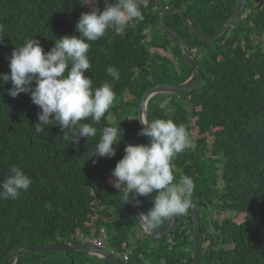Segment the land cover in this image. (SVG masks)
I'll list each match as a JSON object with an SVG mask.
<instances>
[{"label":"trees","instance_id":"obj_1","mask_svg":"<svg viewBox=\"0 0 264 264\" xmlns=\"http://www.w3.org/2000/svg\"><path fill=\"white\" fill-rule=\"evenodd\" d=\"M236 2L149 0L148 7L142 8L144 20L135 27L121 34L108 29L101 39L90 42L92 67L85 75L92 78L94 87L112 83L116 99L100 123L93 125L96 136L80 137L78 144L73 142L72 132L61 130L58 124L42 125L43 131L37 133L41 110L31 102L30 94L9 95L10 80L0 86V180L8 176L3 172L15 165L33 181L18 199H0V264L12 251L29 244H48L74 233L91 237L101 228L107 232L112 251L120 253L133 246L129 263H192L190 211L169 234L173 243L166 237L152 243L148 236L130 244L138 221L133 204L124 203L123 192L110 185L114 179L111 170L123 157L126 144L144 142L135 133V123L125 120L129 106L118 107L116 101L127 90L136 112L148 89L161 84L176 86L190 77L180 49L157 28L167 8L181 9L202 33L214 36L233 14ZM96 7L103 10V0H97ZM90 10L86 0H0L4 26L0 74L10 73L11 53L26 39L38 40L47 52L56 39L78 35L75 24ZM165 21L186 44L196 68L204 69L201 83L178 94L157 96L148 107L151 120L170 118L184 124L196 145L172 163L176 181L186 175L195 183L191 202H197L202 212L200 264H264V47L253 43L256 37L264 40V4L246 0L237 22L213 46L197 40L178 15ZM108 66L119 69V81L107 75ZM109 116V126L119 122L123 130L121 141L114 146L115 156H95L93 149ZM207 136L214 139L210 145ZM2 145L25 149L22 154L9 153ZM221 180L224 186L219 188ZM139 201L143 212L152 207L150 197L140 196ZM211 212L228 217L219 222ZM240 214L244 219L237 223L232 217ZM168 219L155 229L160 230ZM89 262L90 257L75 252H27L16 264Z\"/></svg>","mask_w":264,"mask_h":264},{"label":"clouds","instance_id":"obj_2","mask_svg":"<svg viewBox=\"0 0 264 264\" xmlns=\"http://www.w3.org/2000/svg\"><path fill=\"white\" fill-rule=\"evenodd\" d=\"M96 3L97 0H86V4L91 5V10L82 13L76 22L75 32L78 35L56 39L54 46L47 52L44 51L38 40L26 39L22 46L15 47L11 53L9 58L10 73L0 74V86L9 80L12 83V88L8 90L9 95L16 97L20 93H28L31 102L41 110L38 113L40 123L35 125L37 133L43 131L42 125L58 124L61 130H70L73 134V142L78 144L80 137L96 136L97 128L93 125L99 124L114 105L116 93L112 83L105 81L94 87L92 78L85 75V72L92 67L88 58L90 42L101 39L107 34L108 29L114 30L116 34H121L129 27H135L144 20L142 8L148 7L149 0H103V10L96 7ZM170 9L175 8H167L166 11ZM2 24L0 22V33L4 32ZM3 37L0 35V41L3 40ZM3 46L4 44L0 43V50ZM3 51L4 49L0 53ZM197 70L200 73L204 71L202 68ZM106 73L114 81H119V69L115 66H108ZM116 105L118 107L120 105L129 106L130 114L125 120L131 125H133L132 121L135 123L138 128L135 133L144 144H126L123 157L111 170V176L114 179L110 185L118 192H123L124 203L139 206L140 201L136 199L137 195L150 197L152 207L137 216L150 228H155L163 220L174 215L186 214L191 205L195 183L191 177L186 175H181L176 181L172 162L180 153L196 147L187 128L184 124H177L170 118L151 120L148 108L147 116L142 114L139 117L138 106L135 112L127 90H124L122 99L117 100ZM110 122L111 117L109 116L106 120L108 126L103 128L99 142L93 149L95 156L110 158L116 154L114 146L121 141L123 130L119 127V122L115 126H109ZM64 137L67 138V135L65 134ZM211 138L213 139V137ZM2 147L9 153L22 154L25 149L5 145ZM3 174L8 176L0 180V199L16 200L23 192H27L33 183L31 177L15 165L9 166ZM96 234L97 238L105 237L106 247L101 249L108 251V254L113 256L105 229L101 228ZM77 236L74 233L71 236L56 237L54 242L48 244L60 246L68 243L69 246L86 247L84 237L80 235L83 240L79 241ZM30 245L41 244L27 246ZM121 261H128V258ZM16 263L11 260L9 264Z\"/></svg>","mask_w":264,"mask_h":264},{"label":"water","instance_id":"obj_3","mask_svg":"<svg viewBox=\"0 0 264 264\" xmlns=\"http://www.w3.org/2000/svg\"><path fill=\"white\" fill-rule=\"evenodd\" d=\"M246 0H237L236 6L234 9L233 14L225 21L223 26L217 32L215 36H208L202 33L197 27H195L188 18H186L181 9H170L164 13H162L156 23L157 28L165 34L181 51V55L185 62L188 64L192 74L191 76L182 84L177 86H169L167 84H161L156 86L148 91H146L138 105V116L141 117L142 114L147 116V108L148 102L153 97L159 95H168V94H178L185 90H189L195 87L203 80V74L200 73L195 66V60L192 57L190 51L188 50L187 46L183 42V40L174 32L166 23V19L173 16L178 15L182 23L185 27H187L188 31L202 44L213 46L214 42L219 40L220 37L225 35V33L230 30L234 23L237 22L239 16L242 14ZM148 119V118H147ZM139 195H137L136 199L139 200ZM193 214V231H196L194 239V260L192 264H198L200 261L199 253L201 250V238L199 237V230H200V211L197 204H191L189 207ZM143 212L139 206H135L133 204V213L138 216L139 213ZM179 215H174L171 217L168 222L164 225V227L160 231H156L153 228H150L146 223L141 222L138 218V222L140 226L145 230L148 235L150 236V240L152 242L161 239L162 237L166 236L173 227L174 223L176 222ZM201 231V230H200ZM74 251L78 254H83L86 256H90L93 258H97L99 260H103L106 262H110L113 264H126L124 261H120L115 259L114 257L110 256L104 249L101 248H89L83 247L81 245H60V246H35L30 245L24 248L15 249L8 257H6L2 264H9L11 260H14V263L17 262L20 255L32 252V251Z\"/></svg>","mask_w":264,"mask_h":264},{"label":"rangeland","instance_id":"obj_4","mask_svg":"<svg viewBox=\"0 0 264 264\" xmlns=\"http://www.w3.org/2000/svg\"><path fill=\"white\" fill-rule=\"evenodd\" d=\"M260 1V3H262V4H264V0H259ZM259 3V2H258ZM182 21V20H181ZM183 24V23H182ZM253 43H261V46H262V48L264 47V40H261V39H258L257 37L254 39V41H253ZM194 121H195V119H193ZM194 121L191 123V127H193V123H194ZM189 130H190V133L191 134H193L194 133V131H193V129L192 128H190L189 127ZM213 142V139L210 137V136H208V139H207V143H208V145H210L211 143ZM219 174H222V171H221V173H219ZM224 186V182L221 180V181H219L218 182V187L219 188H222ZM191 204H197L198 205V207H199V211H200V229H201V220H202V212H201V210H200V206H199V204L197 203V202H191ZM187 211H190L191 212V217H192V223H193V214H192V211H191V209L189 208ZM134 214V213H133ZM135 215V214H134ZM183 215V214H182ZM182 215H179L178 216V218H177V220H176V222L174 223V225H173V227L171 228V231L166 235V236H164V237H162L161 239H163V238H167L168 239V242H171V243H173V241H171L169 238H170V233L175 229V226H176V224L178 223V221H179V219L181 218V216ZM136 216V215H135ZM210 216L212 217V218H215V219H218V221L219 222H221L223 219H225L226 217H228V214H223V213H219V212H211L210 213ZM136 219H137V216H136ZM170 219V218H169ZM168 219V220H169ZM232 219L233 220H235L237 223H239L240 221H242L243 219H244V215L243 214H240V215H237V216H233L232 217ZM137 221H138V219H137ZM168 222V221H167ZM166 222V223H167ZM165 223V224H166ZM164 227V226H163ZM162 227V228H163ZM193 227H194V223H193ZM161 228V229H162ZM153 229H155V228H153ZM160 229V230H161ZM135 232H134V234H132V233H130V234H132L133 235V240L130 242V244L131 245H135V244H137V242L138 243H140V241L142 240V239H144V241L146 240V238L149 236L148 235V233L145 231V230H143V228L140 226V224H139V222H138V226L137 227H135L134 229H133ZM156 230V229H155ZM160 230H156V231H160ZM96 236H97V234H96ZM150 237V236H149ZM77 239L79 240V241H82L83 240V238L80 236V235H78L77 236ZM161 239H159V240H161ZM203 239V238H202ZM202 239H201V249L204 247V245L202 244ZM159 240H157V241H154V242H156V243H160L159 242ZM105 242V237H102V239L101 240H98L97 238L94 240V248H105L106 247V244L104 243ZM152 242V241H151ZM153 243V242H152ZM152 246H150V247H153L154 246V244H151ZM132 247L133 246H131L130 248H124L120 253H116V252H114L113 251V256L112 257H114L115 259H117V260H123V259H126V258H130V256L132 255ZM193 250H194V239H193ZM200 252H201V250H200ZM107 253H108V251H107ZM86 256V255H85ZM87 257H89V256H87ZM199 258H200V261H199V263L198 264H200V262H201V257H200V253H199ZM193 260H194V251H193ZM193 260H192V263H193ZM100 261H103V260H99V259H97V258H93V257H91L90 258V262H89V264H98V262H100ZM104 262H106V261H104ZM106 263H108V264H113V263H110V262H106ZM191 263V264H192Z\"/></svg>","mask_w":264,"mask_h":264},{"label":"bare ground","instance_id":"obj_5","mask_svg":"<svg viewBox=\"0 0 264 264\" xmlns=\"http://www.w3.org/2000/svg\"><path fill=\"white\" fill-rule=\"evenodd\" d=\"M189 50V49H188ZM196 66V65H195ZM149 104V102H148ZM195 233H197L196 231H193V236H195ZM199 237L201 238V231L199 230ZM97 238L96 234L94 236H91V237H84L85 239V246L86 247H89V248H94V240ZM65 245H69L68 243H66ZM38 246H49V244H41V245H38ZM126 264H132V263H129L128 261H124ZM3 263V262H2Z\"/></svg>","mask_w":264,"mask_h":264},{"label":"built area","instance_id":"obj_6","mask_svg":"<svg viewBox=\"0 0 264 264\" xmlns=\"http://www.w3.org/2000/svg\"><path fill=\"white\" fill-rule=\"evenodd\" d=\"M98 240H101V238H97Z\"/></svg>","mask_w":264,"mask_h":264},{"label":"flooded vegetation","instance_id":"obj_7","mask_svg":"<svg viewBox=\"0 0 264 264\" xmlns=\"http://www.w3.org/2000/svg\"><path fill=\"white\" fill-rule=\"evenodd\" d=\"M218 220V219H217Z\"/></svg>","mask_w":264,"mask_h":264}]
</instances>
